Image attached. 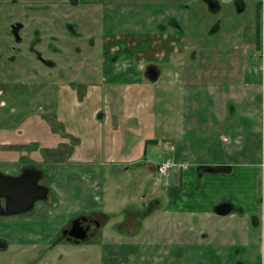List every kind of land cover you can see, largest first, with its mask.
<instances>
[{
    "label": "rangeland",
    "instance_id": "obj_1",
    "mask_svg": "<svg viewBox=\"0 0 264 264\" xmlns=\"http://www.w3.org/2000/svg\"><path fill=\"white\" fill-rule=\"evenodd\" d=\"M244 1L243 9L227 0L211 11L202 0H135L141 13L158 14L151 24L143 18L131 22L128 8L121 14L122 21L110 6L113 15L107 28L111 34L149 30L157 23L165 24L170 14L184 34L179 36L174 28H152L142 37L118 34L109 43V52L121 54L114 63L88 60L72 67L61 55H54L55 67H41L33 59L38 66L29 63L27 73L17 74V64L11 75L0 73V126L18 123L28 111L47 115L53 123L58 97L70 101L67 91L73 86L79 101L90 91L86 93L92 106L110 116L106 122L99 116L86 122L68 121L78 123L87 136L85 153L97 156L101 163L96 167L99 188L85 183L89 195L97 192L100 201L95 196L93 204L68 199L73 190L71 175L64 173L65 182L59 181L57 170L65 161L52 166L53 152L42 149L43 159L36 163L46 167V173L47 168L54 171L51 180L45 176L41 182L54 190L47 201L36 202L28 215L0 217V236L7 241V248L0 250V264H264V206L254 199L264 188V173L254 166L261 162L264 150V126L259 119L264 106L257 102L264 90V59L256 51L257 25L259 40L264 29V5L259 7L264 0ZM145 15L152 18L147 11ZM214 25L217 29L210 32ZM70 41L74 47L84 46L83 41ZM147 63H156L160 70L153 85L144 73ZM30 68L37 69V74ZM17 81L19 86L14 85ZM98 90L104 96L96 103ZM123 99L125 112L123 107L112 115V103L122 108ZM123 113L128 115L126 140L135 142L120 157L121 150L112 148L106 128L112 119L119 123ZM98 134L105 137L101 143ZM164 142L171 145L169 151ZM1 148L10 149L8 145ZM58 155L59 161L66 154ZM167 155H174V163L184 156L195 169L199 163L229 161L232 170L207 173L211 179L200 178L194 189L186 183L183 200L176 206L180 209L173 213L165 209L169 200L160 185L165 177L156 180H162L158 185L153 179L152 166ZM22 159L27 157L13 163L21 166ZM5 162L0 157L1 166ZM83 186L81 182L77 187ZM153 197L161 200L153 204ZM222 198L235 205L234 214L220 216L213 211ZM239 205L246 211L243 215ZM77 211H89L100 221L94 236L79 244L60 235Z\"/></svg>",
    "mask_w": 264,
    "mask_h": 264
},
{
    "label": "flooded vegetation",
    "instance_id": "obj_2",
    "mask_svg": "<svg viewBox=\"0 0 264 264\" xmlns=\"http://www.w3.org/2000/svg\"><path fill=\"white\" fill-rule=\"evenodd\" d=\"M202 1L211 11H216L221 7V1L219 0ZM233 2L239 9L245 7L244 0H233ZM261 3L262 1L259 3V7H261ZM110 6L112 8L111 13L115 10L116 15L122 21L123 16L121 14L125 11V8L132 10L128 17L131 18L133 23L143 18L145 22L151 24V20L157 18L158 15L151 13L149 10L141 13L138 11L141 10L140 5L136 4L135 0H132V3L130 0H0V73L3 76L11 75L15 64L19 68L16 71L17 74L19 72L27 73L26 71L29 70L30 66L29 63L35 64L31 62L33 59L39 60L41 67L52 68L57 66V62L52 57L54 55H61V58L69 61V65L72 67V64L88 60L107 62L111 60L114 63L121 54L119 52H109V43L115 42L113 39L118 37V34L123 38L137 37L141 36V34L145 36L144 34L151 32L152 28L158 30L174 28L179 36L184 34V29L176 27L177 20L171 17V14L165 24L157 23L156 26L150 27L149 30L141 32L132 30L116 31L111 34L112 31L107 28L109 15H113L110 14ZM146 11L152 15V18L146 17ZM216 29L217 25H214L209 31L213 32ZM60 39L63 40L62 46L59 44ZM73 39L83 41L84 46L81 47L75 44L74 47L70 41ZM110 39L112 41H109ZM117 46L119 47L118 44ZM128 58L130 59L131 56ZM31 68V73L36 75L38 70ZM159 71L156 63L146 64L144 73L152 85L160 77ZM128 74H131V72ZM18 83L19 81L14 85L19 86ZM27 165H21L15 173H11L4 166H0V172L18 174L21 172L22 167ZM42 180L43 177L39 179L40 184H43ZM49 194L50 189L48 188V196ZM47 200L48 198L46 200H36V202ZM262 203L264 206V196ZM147 204L150 208L153 206L150 201ZM30 212L24 215H28ZM12 216L0 215L1 218H10ZM252 219H255V217L252 216ZM99 226V219L92 214L85 212L72 214L68 222L60 230V235L67 242L79 244L90 240ZM75 234H79L82 237H75ZM1 242L6 243V238L0 236Z\"/></svg>",
    "mask_w": 264,
    "mask_h": 264
},
{
    "label": "crops",
    "instance_id": "obj_3",
    "mask_svg": "<svg viewBox=\"0 0 264 264\" xmlns=\"http://www.w3.org/2000/svg\"><path fill=\"white\" fill-rule=\"evenodd\" d=\"M221 1V3L226 2L227 0H219ZM262 5H264V3H261ZM255 53V52H254ZM254 55V54H253ZM72 88V89H71ZM69 88V90L67 91L68 95L71 96V100L67 101L64 98L58 97L57 99V107H56V111L58 112V114L56 113L55 118L56 120H54L53 123H50V120L48 117H46L47 115L41 114L40 112H29L28 114L22 118L18 123H13V124H5L3 126H0V157L2 159H4L5 163L2 164V166H4L8 171H10L11 173H15L16 170L18 169V167L15 165L13 162H17L20 158H25L27 157V159H22L21 164L25 165V164H34L37 167H39L43 173L45 172V168H41V166H39L36 162L40 161L43 159V150L45 151L48 150L49 152H53V162H52V166L56 165L59 163V165H61L60 163L65 161V164L63 166H59L58 167V171L62 174L59 175V181H63L65 182V177H64V173L67 175H71L69 176L70 178H72V181H69V184H71L70 186L72 187V191L70 192L71 196H68V199L72 198L74 200V202L79 203L80 199L84 200V202L86 203H94V196L99 197V194L97 192H93L89 195V191L87 192V187L86 184L88 185V187L97 189L99 188V175L96 171V167L98 165H100L101 163L99 162V159L97 156H92L91 154H86L85 153V139L87 138V136H83L82 132L79 129L78 123L75 122L72 125L68 123L69 120L71 119H81L84 122L94 119L96 117H101L103 119V122L107 121V113H103L99 111L98 107H93L92 105H95L94 103H92L86 92H90V91H86L83 93V97L82 100L79 101L76 97V94L78 93V90L76 87H71ZM261 94L259 96H257L258 99V103L261 104V106H264V90H261ZM104 96V93L102 94V92L100 90L96 91L94 94V101L97 103L100 100L101 96ZM118 97V95H116ZM116 102V101H115ZM113 104V109H112V115L115 113H118L119 110H122L124 107V99H123V105L122 108L118 105H116V107ZM81 108V111L79 112V109ZM263 109V108H262ZM127 110V108H126ZM123 111L125 112V107L123 109ZM129 111V110H127ZM260 122H261V126H264V109L260 111ZM55 114V113H54ZM53 114V115H54ZM127 114L123 113L122 114V118L120 119L119 123L114 124V119L111 120V125L109 124L108 129L106 128V133H107V138L110 136L112 139L111 143L113 144L112 148H117L119 150H121V152H119V156L120 154H123L125 152H128L129 148L134 144L135 141H132L129 144L130 140H126L125 137V131L127 130V125H126V120L125 118H127ZM131 117H134V115H130ZM248 117V116H247ZM110 120V119H109ZM96 121V120H94ZM97 124H99L98 121H96ZM55 123V124H54ZM100 125V124H99ZM134 126H130L129 129H131ZM58 129L59 132L55 133L54 130ZM264 130V129H263ZM223 137V135H221ZM105 137H102L98 134V141L99 143L102 142V140H104ZM129 144V145H127ZM2 145H8L10 149H2L1 146ZM15 145V148H13L12 146ZM36 147H32L35 146ZM164 146L165 149H168L169 143L164 142ZM171 147V146H170ZM13 148V149H11ZM230 148V146H228V149ZM62 151V153L66 154L64 155L62 160H59L57 158H59L60 155L58 154H62L60 153ZM168 151V150H167ZM114 156V155H113ZM168 156V155H167ZM174 158V155H172ZM262 156V160L261 162H259L258 164H254L256 169H259L261 175L262 173H264L263 171V166H264V150L261 154ZM33 158L36 161H33L29 158ZM121 157V156H120ZM180 157V156H179ZM30 160L27 162V160ZM111 160H115V157H111ZM176 163L177 165L171 170L170 174L168 176H165V183L164 184H160L163 185L162 187L165 189V198L168 202L167 206H165V209L170 210L173 213H178L177 209V202H181L183 200V195H184V190H185V184L188 183H192L193 185V189L195 188L194 185L198 184L200 178L201 180L203 179H211L210 176L207 177L205 176L207 173H212V172H222V173H230L232 170V165L229 161H221L218 163H212V162H206V163H199L195 168L190 167L191 165L189 164V162H187V160L185 159V157H180V158H176ZM112 162V161H110ZM124 162H128L127 160H125ZM20 164V165H21ZM180 164V165H179ZM1 166V164H0ZM219 166L217 169H213L210 171L208 170V167H216ZM258 166L260 168H258ZM155 167L156 165H153L152 168L155 171ZM48 172L46 173V181H49V179L51 180V176L50 172L54 171L53 169L50 171L49 168H47ZM218 170V171H216ZM258 170H256L257 172ZM195 172V173H194ZM55 177V176H54ZM49 178V179H48ZM56 181V177L54 178ZM170 179V180H169ZM262 180V179H261ZM162 181V180H161ZM160 181V182H161ZM84 183L83 188L82 187H77L78 183ZM158 183H154V184H159ZM77 184V185H76ZM170 184V185H169ZM207 184V183H206ZM195 185V186H196ZM77 187L78 190L75 188ZM51 185L49 186L50 191L53 192V190L51 189ZM89 189V188H88ZM55 192V191H54ZM82 192L84 193V197H82ZM258 197H256L257 192L255 193V201L260 200L262 202L263 200V196H264V188L258 191ZM93 195V196H92ZM98 195V196H97ZM55 196L56 198H58V194L57 192H55ZM90 196V198H89ZM168 197V198H167ZM171 198V200H170ZM79 200V201H78ZM161 200L160 197H153L151 198L152 203H156L157 201L159 202ZM99 201H100V197H99ZM150 201V200H149ZM150 201V202H151ZM223 201H227L230 202L224 198H222L220 200V202ZM219 202V203H220ZM231 203V202H230ZM232 204V203H231ZM233 208L230 210V212L226 215H220V216H227L230 214H234L235 211V205L232 204ZM243 207V206H242ZM241 207V205H239V212L241 211L240 215H243L244 212H246L245 210H243ZM214 211V209H213ZM88 214L89 211H87ZM85 212V213H87ZM77 213H84L83 211H77ZM74 213V214H77ZM93 215V214H92ZM71 216V215H70ZM252 219V220H255ZM69 219V218H68ZM25 230L27 231L28 229L25 228ZM28 233V231H27ZM206 235V234H205ZM203 235V236H205ZM236 264H242V262H237Z\"/></svg>",
    "mask_w": 264,
    "mask_h": 264
},
{
    "label": "water",
    "instance_id": "obj_4",
    "mask_svg": "<svg viewBox=\"0 0 264 264\" xmlns=\"http://www.w3.org/2000/svg\"><path fill=\"white\" fill-rule=\"evenodd\" d=\"M42 177L41 170L33 165L22 167L18 174L0 172V215L26 214L33 210L36 200H46L48 186L39 183ZM232 208L230 202L223 201L214 206V212L226 215ZM75 237L82 236L75 234ZM6 247V243H0V250Z\"/></svg>",
    "mask_w": 264,
    "mask_h": 264
},
{
    "label": "built area",
    "instance_id": "obj_5",
    "mask_svg": "<svg viewBox=\"0 0 264 264\" xmlns=\"http://www.w3.org/2000/svg\"><path fill=\"white\" fill-rule=\"evenodd\" d=\"M261 38L258 55L264 59V29L262 30ZM174 167L175 163L172 158H166V160L160 161L157 166L155 180L166 176L169 173V170L173 169Z\"/></svg>",
    "mask_w": 264,
    "mask_h": 264
},
{
    "label": "trees",
    "instance_id": "obj_6",
    "mask_svg": "<svg viewBox=\"0 0 264 264\" xmlns=\"http://www.w3.org/2000/svg\"><path fill=\"white\" fill-rule=\"evenodd\" d=\"M259 25V24H258ZM257 25V28H256V42H257V45L259 43V26ZM219 166H216V167H212L213 169H217ZM218 171V170H216ZM43 173V171H42ZM43 176L45 177V173H43Z\"/></svg>",
    "mask_w": 264,
    "mask_h": 264
}]
</instances>
